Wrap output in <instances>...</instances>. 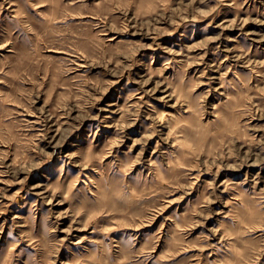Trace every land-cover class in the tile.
Returning a JSON list of instances; mask_svg holds the SVG:
<instances>
[{
  "label": "rangeland",
  "instance_id": "obj_1",
  "mask_svg": "<svg viewBox=\"0 0 264 264\" xmlns=\"http://www.w3.org/2000/svg\"><path fill=\"white\" fill-rule=\"evenodd\" d=\"M0 264H264V0H0Z\"/></svg>",
  "mask_w": 264,
  "mask_h": 264
}]
</instances>
